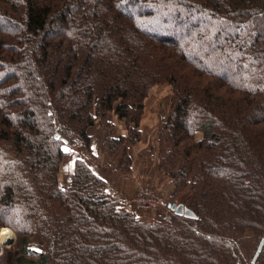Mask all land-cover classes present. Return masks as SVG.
<instances>
[{
  "label": "trees",
  "instance_id": "trees-1",
  "mask_svg": "<svg viewBox=\"0 0 264 264\" xmlns=\"http://www.w3.org/2000/svg\"><path fill=\"white\" fill-rule=\"evenodd\" d=\"M161 84L147 164L196 217L118 207L82 158L62 187L66 148L90 150L97 119L105 156L132 171ZM0 205L17 234L0 264H264V0H0Z\"/></svg>",
  "mask_w": 264,
  "mask_h": 264
},
{
  "label": "crops",
  "instance_id": "crops-1",
  "mask_svg": "<svg viewBox=\"0 0 264 264\" xmlns=\"http://www.w3.org/2000/svg\"><path fill=\"white\" fill-rule=\"evenodd\" d=\"M147 115H150L147 114ZM148 118V116H145L141 120L140 129L142 131V138L141 140L133 145H129L128 151L132 158L131 161V174L123 173L120 167V159H121V153H118L116 156L112 158H106L104 154L101 152L102 143L104 142V138L108 134V128L104 126H100V124L96 123L94 126H92L89 129V133L92 138V144L90 147V150L86 149L84 146L81 145H72L68 146L71 147L69 150H65V158L68 157L69 164V158L71 159L72 153H73V160L76 158H82L85 159L89 165L92 167V169L103 179L107 182V188L111 193L118 194L121 202L119 203V206L124 207L129 206V202L127 200L131 197V207L128 209H136V206L133 202V195L134 191L133 188L139 184L138 181L141 182V185H152V181H150L149 177L146 176V173L140 172L136 169V162L139 163L138 160H141L145 165L148 160L147 152L152 151L153 148L156 150V143H152V140L154 139V130L156 129V132H158V126L157 128L153 125L151 126V129L149 130V124L145 121ZM109 120L113 124L112 130H110L112 136L118 137L126 132V125L125 122L122 120H119L117 116H115L114 113H111L109 115ZM152 132V134H151ZM99 135V136H98ZM157 139V138H156ZM151 140V141H150ZM151 142V146L149 143ZM155 144V147H154ZM141 145L142 150L138 153L136 152V148ZM101 146V147H100ZM131 149H133V152H131ZM155 155V152L154 154ZM153 158V157H152ZM151 167H156L155 164L150 165ZM62 166L60 173L58 175L59 183L61 185L62 183ZM136 181V182H134ZM62 186V185H61ZM64 187V186H62ZM163 189V188H162ZM121 192V194H119ZM123 197V198H122Z\"/></svg>",
  "mask_w": 264,
  "mask_h": 264
},
{
  "label": "rangeland",
  "instance_id": "rangeland-1",
  "mask_svg": "<svg viewBox=\"0 0 264 264\" xmlns=\"http://www.w3.org/2000/svg\"><path fill=\"white\" fill-rule=\"evenodd\" d=\"M194 22H196V20L194 21V19H192L190 24H192ZM172 33L177 34L178 30L174 29L172 31ZM171 93H172V91H171V85L170 84L155 85L150 89L149 95L146 98V109H145L146 111H145V114L143 116V117L148 116V118L145 121L147 122V124H149V130L151 129L152 125L156 128L159 125H161L162 117L167 116ZM149 113H150V115H147ZM96 123L100 124L98 119H97ZM159 127L157 130H159ZM153 133H154V139L152 140V143L153 142L155 143L158 132H156V129H155ZM151 134H152V132H151ZM105 138H104V140H105ZM91 144H92V142H91ZM102 145H103V143H102ZM149 145L151 146V142L149 143ZM70 146H72V145H70ZM154 147H155V144H154ZM69 148L71 149V147H69ZM69 148L67 147L66 150H69ZM141 150H142V147H141V145H139V147L136 148V152L139 153ZM152 151H153L152 154H154V152H157V150H155V148H153ZM101 152H102V154H104L102 147H101ZM131 152H133V149H131ZM150 152L151 151H149V153ZM104 156H105V154H104ZM72 157H73V153H72ZM72 157H71V159L69 158V161L71 160L69 162V164H67L68 157H66V158L64 157L63 162H62L63 172H62V183H61V185L64 187L68 186L70 184V181H71V175L73 173L74 163L76 160V159L73 160V158H75V157H73V158ZM106 158H108V157H106ZM138 161H139V163L136 162V169L139 170L140 172L146 173V176H148L150 181H152V185H150V186L149 185H141V182L138 181L137 183H139V184H137L133 188V191H134L133 202H134V197L137 195V193H139V191H144V193L148 196H155L157 198V203H156L155 207L152 208L155 210L153 213H152L153 210H150V213H152L151 215H153L154 217L159 218V216H160L162 218L163 212L166 211V208L168 207V198H171V196H173L175 193V188H176L175 181L171 177H169L168 175H165L162 172H160L158 170V167H151L150 165H152V164H147V162H146V165H145L141 160H138ZM129 174H131V172ZM134 182H136V181H134ZM119 194H121V192H119ZM114 195L119 197L118 194H116V193H114ZM131 198L130 199L127 198L128 202H129L128 207L127 206H125V208L121 207V206H118V207H121L123 209L132 208L131 207L132 204L130 202ZM159 200L160 201L163 200L167 204L166 205L164 204L165 205L164 206V205L159 203ZM134 204H135V202H134ZM135 206H136V209L140 212L147 211V210H144L143 208L139 207L137 204H135ZM0 213H1V205H0ZM169 213L171 214L170 211H169ZM170 220H171V218L165 219V221H170ZM4 227H9L14 232V237L10 239L11 241L7 240L5 242L0 243V254L3 252L4 247L11 248V247H13V244L17 241V234H16L14 228L10 225L0 226V231ZM29 244H30L31 248H33L35 250L41 251V250H44V248H45V244H44L43 240H41L38 235L32 236L29 240ZM242 253H244L246 255L247 248H242Z\"/></svg>",
  "mask_w": 264,
  "mask_h": 264
},
{
  "label": "built area",
  "instance_id": "built-area-1",
  "mask_svg": "<svg viewBox=\"0 0 264 264\" xmlns=\"http://www.w3.org/2000/svg\"><path fill=\"white\" fill-rule=\"evenodd\" d=\"M163 200H159V203L162 205H166L167 203H165V201ZM134 202L135 204H137L139 207L143 208L144 210H151L153 207H155L156 203H157V198L155 196H148L144 193V191H139V193H137V195L134 197ZM164 205V206H165ZM169 211L171 212V214L169 213ZM172 211L171 209H169L168 207L166 208V211L163 212L162 214V218L164 219H170L172 217ZM164 219V220H165Z\"/></svg>",
  "mask_w": 264,
  "mask_h": 264
},
{
  "label": "water",
  "instance_id": "water-1",
  "mask_svg": "<svg viewBox=\"0 0 264 264\" xmlns=\"http://www.w3.org/2000/svg\"><path fill=\"white\" fill-rule=\"evenodd\" d=\"M59 136L60 135L58 134L57 137H59ZM168 206L175 214L184 215L186 217H191V218L196 217L195 212L191 208L185 206L184 204H178L176 202L171 201V202H168ZM263 245H264V238H262V240L260 241V244L257 248V251L255 253L253 261H255V259L257 258V256H258L259 252L261 251Z\"/></svg>",
  "mask_w": 264,
  "mask_h": 264
},
{
  "label": "bare ground",
  "instance_id": "bare-ground-1",
  "mask_svg": "<svg viewBox=\"0 0 264 264\" xmlns=\"http://www.w3.org/2000/svg\"><path fill=\"white\" fill-rule=\"evenodd\" d=\"M14 234L10 228H2L0 231V243L10 240Z\"/></svg>",
  "mask_w": 264,
  "mask_h": 264
}]
</instances>
